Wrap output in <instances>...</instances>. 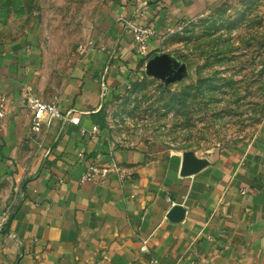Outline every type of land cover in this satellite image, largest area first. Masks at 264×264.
I'll use <instances>...</instances> for the list:
<instances>
[{"label": "crops", "instance_id": "0c3cea01", "mask_svg": "<svg viewBox=\"0 0 264 264\" xmlns=\"http://www.w3.org/2000/svg\"><path fill=\"white\" fill-rule=\"evenodd\" d=\"M219 1L113 3L88 39L94 48L76 69L79 80L64 87L59 99L79 125L44 124L39 143L28 134L32 115L11 89L8 73L15 66L7 59L0 64V96L12 101L6 113L0 108V216L23 186L13 188L2 175L15 171L16 182L22 174L33 175L18 198L9 232H0V264H264L263 138L257 134L244 152L185 166L179 154L164 160L122 147L91 116L102 84L119 87L137 75L141 57L131 35L121 34L117 18L154 29L147 54L152 59L171 27ZM92 126L99 128L96 135L81 134ZM26 145H35L33 159ZM111 163L126 174L123 184L114 176L105 185L79 181L89 164Z\"/></svg>", "mask_w": 264, "mask_h": 264}, {"label": "rangeland", "instance_id": "374dc122", "mask_svg": "<svg viewBox=\"0 0 264 264\" xmlns=\"http://www.w3.org/2000/svg\"><path fill=\"white\" fill-rule=\"evenodd\" d=\"M126 1L0 0V64H14L8 75L22 107L32 115L24 101L27 89L59 105L63 88L76 85V69L90 55H80L79 46L99 29L102 12ZM158 44L156 56L177 63L152 74L146 55L136 78L106 86L91 115L100 129H108L122 147L164 160L173 154L201 159L241 153L257 134L264 139V0H221L180 20ZM0 100L6 113L12 101L2 95ZM29 130L30 140L39 143L40 136ZM26 147L33 159L35 145ZM260 155L264 163V144ZM15 173L1 179L14 188L33 177L22 174L16 182Z\"/></svg>", "mask_w": 264, "mask_h": 264}, {"label": "built area", "instance_id": "2783aa9c", "mask_svg": "<svg viewBox=\"0 0 264 264\" xmlns=\"http://www.w3.org/2000/svg\"><path fill=\"white\" fill-rule=\"evenodd\" d=\"M116 23L120 27V32L122 35H131L134 51L138 57H144L148 54V46L149 43L156 36V32L151 26L148 25H136L129 18L119 17L116 19ZM93 42L92 40H88L87 42L81 44L79 46V54L82 56H87L89 53L93 51ZM102 91L106 89L105 85L102 84ZM24 101L27 103V106L31 110L32 118H31V131L37 133L42 125L49 126L50 123L54 120H59L62 124H66L68 122H72L75 125H79V119H73L69 117L71 112H68L64 116L60 115L59 105L55 102L45 103L39 100L31 93V89H27L24 94ZM3 112H0V117H2ZM99 128L97 126H92L89 130L85 128H81V134H88L90 136L96 135ZM111 176H114L117 181L121 184L124 183L127 176L124 171L116 164L111 163L110 165H101V164H89L85 170V172L80 176L79 181L81 183H93L98 185H105L108 183ZM24 192L21 188H17L11 196L10 203L7 204L0 216V232H5L8 224L13 218L14 211L17 208V201L19 196ZM9 230V227H8ZM145 242H143V246L141 248L142 251L145 252L146 246ZM156 264L155 261L152 262Z\"/></svg>", "mask_w": 264, "mask_h": 264}, {"label": "water", "instance_id": "95a60500", "mask_svg": "<svg viewBox=\"0 0 264 264\" xmlns=\"http://www.w3.org/2000/svg\"><path fill=\"white\" fill-rule=\"evenodd\" d=\"M170 61L167 60L165 56H155L152 58L148 64H147V71H149L152 74H159L161 72L167 71L170 69ZM183 163L185 166H200L202 164V161L196 160L191 157H183ZM27 182H25L22 186V190L24 191L25 186ZM9 224L7 226V233L9 232L8 230Z\"/></svg>", "mask_w": 264, "mask_h": 264}, {"label": "trees", "instance_id": "16d2710c", "mask_svg": "<svg viewBox=\"0 0 264 264\" xmlns=\"http://www.w3.org/2000/svg\"><path fill=\"white\" fill-rule=\"evenodd\" d=\"M4 233H5V229H4V231H3Z\"/></svg>", "mask_w": 264, "mask_h": 264}]
</instances>
